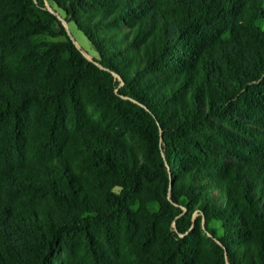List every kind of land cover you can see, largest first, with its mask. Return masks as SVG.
I'll return each instance as SVG.
<instances>
[{
  "label": "trees",
  "instance_id": "16d2710c",
  "mask_svg": "<svg viewBox=\"0 0 264 264\" xmlns=\"http://www.w3.org/2000/svg\"><path fill=\"white\" fill-rule=\"evenodd\" d=\"M0 264H264V0H0Z\"/></svg>",
  "mask_w": 264,
  "mask_h": 264
},
{
  "label": "rangeland",
  "instance_id": "374dc122",
  "mask_svg": "<svg viewBox=\"0 0 264 264\" xmlns=\"http://www.w3.org/2000/svg\"><path fill=\"white\" fill-rule=\"evenodd\" d=\"M49 1V0H48ZM64 25V23H63ZM68 26V31H69V36L71 37V39L74 41V43L78 46L79 49H81V51H83L88 58L90 59L91 57H96V53L93 50V48L91 47L89 41L86 39V37L79 31L76 29V27L74 26L73 23H69ZM149 208L152 210H157V205L156 204H150ZM196 213H193V218H195ZM203 224V221L201 220V225ZM197 228V227H194ZM200 232L198 234L199 237L201 238H205L206 236H208V234L204 233V230L201 229V227L199 228Z\"/></svg>",
  "mask_w": 264,
  "mask_h": 264
},
{
  "label": "water",
  "instance_id": "95a60500",
  "mask_svg": "<svg viewBox=\"0 0 264 264\" xmlns=\"http://www.w3.org/2000/svg\"><path fill=\"white\" fill-rule=\"evenodd\" d=\"M63 23H64V28L66 29L67 33L69 34L67 23H65V22H63ZM82 53L88 58V56L83 51H82Z\"/></svg>",
  "mask_w": 264,
  "mask_h": 264
}]
</instances>
